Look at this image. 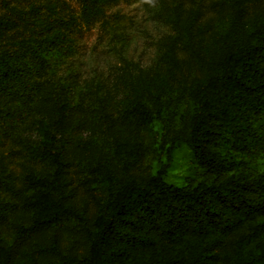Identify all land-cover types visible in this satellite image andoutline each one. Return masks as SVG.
Instances as JSON below:
<instances>
[{"label": "trees", "instance_id": "obj_1", "mask_svg": "<svg viewBox=\"0 0 264 264\" xmlns=\"http://www.w3.org/2000/svg\"><path fill=\"white\" fill-rule=\"evenodd\" d=\"M0 1V143L15 137L44 164L25 166L19 187L0 166V189L14 195H0V264H264V168L247 164L264 152V10L247 17L261 0L214 2L226 7L218 51L205 58L207 74L184 86L194 108L166 129L168 161L155 173L142 166L141 129L159 112L145 98L159 97L165 75L122 77L115 111L107 93L88 110L49 72L73 49L64 30L73 16L57 15L50 2L40 13L33 3ZM108 1L82 0L84 20ZM170 19L175 33L156 56L180 67L178 47L201 46L192 36L203 25L197 10ZM176 143L190 148L199 169L182 185L163 178Z\"/></svg>", "mask_w": 264, "mask_h": 264}, {"label": "rangeland", "instance_id": "obj_2", "mask_svg": "<svg viewBox=\"0 0 264 264\" xmlns=\"http://www.w3.org/2000/svg\"><path fill=\"white\" fill-rule=\"evenodd\" d=\"M15 4L16 0H8ZM218 0H109L104 11L91 20H84L81 13L82 0H18L17 5L29 7L37 5L40 13L48 11L46 3L54 4L56 14L74 20L67 21L65 32L73 39L71 52L57 55L50 74L57 80L70 84L75 100H85L90 109L95 97L107 93L109 105L116 110L115 86L122 77H151L155 73L165 75L159 97L146 95L149 108L154 113L146 126L141 129L147 149L142 166L151 172L168 161L169 143H163L167 128H177L193 111L194 103L188 98L184 86L195 77H203L209 71L205 58L218 51L215 28L224 21L226 7L214 4ZM198 11L197 21L203 30L192 36L194 44L201 38V46L187 49L180 45L177 55L180 67L160 61L156 52L162 40L176 27L170 19L178 13L181 21L190 11ZM264 0L251 4L247 17L263 12ZM3 4L0 1V13ZM52 12V10H50ZM137 85V83H135ZM100 86V91L97 87ZM153 90V89H152ZM106 95V96H107ZM90 104V105H89ZM236 156V153H232ZM248 166L253 170L264 168V152L251 157ZM0 166L10 169L16 186H21V176L25 166L43 168L44 164L24 151L17 139L9 138L0 143ZM190 148L185 143H176L171 148V161L163 173L168 182L182 185L198 177ZM78 170L74 164L68 168L72 185L77 186V199L84 195L77 182ZM4 197L14 196L9 190L0 189ZM7 240L11 239V227L3 224ZM68 240V239H66ZM65 240V241H66Z\"/></svg>", "mask_w": 264, "mask_h": 264}]
</instances>
